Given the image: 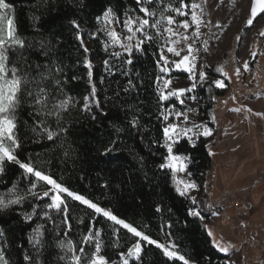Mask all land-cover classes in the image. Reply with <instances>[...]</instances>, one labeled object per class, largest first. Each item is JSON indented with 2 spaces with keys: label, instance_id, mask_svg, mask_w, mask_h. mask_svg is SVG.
Here are the masks:
<instances>
[{
  "label": "trees",
  "instance_id": "obj_1",
  "mask_svg": "<svg viewBox=\"0 0 264 264\" xmlns=\"http://www.w3.org/2000/svg\"><path fill=\"white\" fill-rule=\"evenodd\" d=\"M6 2L12 5L11 17L17 34L25 40L24 48L9 53V66L14 64L22 72L27 71L30 81L35 77L34 82L26 85L34 93L44 88L50 94L46 107L32 103L31 98H21L15 113L20 144L17 157L111 211L158 244L174 243L190 264H229L228 255L216 250L203 227V221L215 210L208 209L205 201L199 208L187 195L181 196L171 170L159 167L167 154L162 132L167 122L161 113L177 105L173 97L164 101L158 98L157 76L162 73L156 61L162 50L161 37L149 32L148 36L154 39H142L145 42L141 50L134 48L129 54L105 48L107 39L100 28L103 13L109 8L115 19L133 17L139 13V7H149L160 17L162 12L165 16L172 13L169 5L182 7L188 0H152L143 5L137 0ZM73 21L84 29L82 39L88 52L77 38ZM115 52L123 54L115 57ZM85 56L93 62L91 76L84 66ZM129 58L132 63H125ZM106 60L108 65L104 63ZM91 85L96 89L95 105L85 110L80 102ZM226 88L204 85L194 90L200 117L212 127L218 121L215 104L229 93ZM65 100L66 110L54 107ZM45 128L56 133L52 140L47 138ZM211 143L198 135L194 146L182 138L174 148L175 153L189 157L187 168L198 189L208 180ZM4 169L0 173V197L14 198L9 195L14 187L15 195L24 197L21 204L0 208V251L8 264H67L60 259L65 256L60 243L71 240L78 249L82 237L90 231L100 232L102 254L110 264L112 261L120 264V254H126L137 242L141 244L140 256L130 259L129 264H183L178 258L165 256L157 244L136 237L66 194L67 221L63 213L55 210L49 211L51 218L41 216L40 208L31 220L25 219L34 204L45 200L35 201L29 191L31 184L37 183L34 176L13 162H5ZM45 188L39 182L36 190ZM194 209L200 216L190 214ZM37 228L41 230L38 245L34 243ZM83 246L86 252L94 250L92 245ZM26 255L29 260H25Z\"/></svg>",
  "mask_w": 264,
  "mask_h": 264
},
{
  "label": "rangeland",
  "instance_id": "obj_2",
  "mask_svg": "<svg viewBox=\"0 0 264 264\" xmlns=\"http://www.w3.org/2000/svg\"><path fill=\"white\" fill-rule=\"evenodd\" d=\"M193 3L199 4L200 7L192 9L191 5ZM250 3L251 0H188V7H182V11L186 13V15H180L172 11V13L167 14L166 17L173 16L175 23L168 25L166 21H162L160 26V32L162 35L159 36L162 39V45H164L161 51L164 52L170 61L179 58L174 57L172 53L167 52V47H176L178 51H181L182 56L187 55L188 44H192L193 48L196 50L194 52L196 56L195 80L190 79L188 73L182 70H177L174 67L170 72L162 73L161 75L164 79L172 80V84L170 85V88L172 89H190L193 83L196 84L194 89L186 92L180 98L173 97L176 100L177 105H172L165 111V114L168 112L173 113L169 116V120L166 122L175 123L185 127H191L193 124L202 126L206 125L212 130V135L201 136L208 139L209 143L212 142L210 145L211 149H215L212 146L217 144L216 138L219 139L220 134L228 121L231 120V123L236 122L238 120V117L236 116L240 115L239 113L245 118H248V115L250 120H252L253 115H255L260 121L264 120V52L262 51L264 48V36L260 35V33L264 31V15L255 20L252 25H248L246 21L249 18ZM140 8L141 7H139V9ZM193 11H195L201 19L199 28L201 35L199 37L194 36L196 25L191 20V14ZM138 16L147 18V16H145L140 10L139 13H136L132 18L135 19ZM127 18L115 19L111 24H106L102 17L100 28L104 31L109 49L124 52L120 44H112L111 38L107 35L108 29L114 28L119 34L120 41L123 44L130 43L135 45L138 40L145 39L144 33L137 32L136 36L131 41L127 40V36L130 35L127 28L124 27V21ZM159 18L160 17L158 16H153L149 17V20L152 19V22H150L153 23ZM184 20H187L190 24V27L187 29L182 26ZM133 27L135 28L136 25ZM166 27H171L177 35L172 36L170 33L164 32L163 29ZM75 28L78 32L77 36L79 34L82 37L84 29L80 26L79 28L75 26ZM145 32L147 35H149V32H154L158 35L156 29L151 27H146ZM172 41H177L178 43L173 44ZM205 41L207 42L206 44ZM84 47H87L85 41L82 48L84 49ZM253 52L257 53L255 57L251 55ZM85 57L83 58L84 60ZM245 62L248 64L247 70L243 67ZM91 63L93 64V62ZM84 66L89 71L85 63ZM218 67H222L223 70L228 73V76L225 77L222 72H217L216 69ZM237 68L240 69L239 75L236 74ZM201 71L206 74L204 81L199 80V73ZM181 72L184 75H171L173 73ZM217 79L224 81L227 87L226 90H228L229 93L223 99L217 100L215 104V107L217 108L214 110L218 121H216V126L212 127L200 117L197 110L198 99L194 95V90L204 85H211L218 88L214 83ZM167 91L168 90L166 89L165 92ZM91 93L92 85L89 93L85 96L89 98L87 101L89 104L88 110L95 105L94 95H90ZM85 97L80 102L82 109H84L83 105L86 102ZM192 97H195V99ZM181 99L184 101L183 104L180 103ZM233 108L239 109V111H232ZM228 109L231 111H227ZM249 109H251V111H249ZM175 112L187 113L189 117L188 121H184L183 116H176ZM257 113H261L262 115H257ZM248 125L249 135L252 136L255 134V129L251 123ZM259 129V135H264V133L261 132V126H259ZM262 129L264 130V127H262ZM193 131L202 132L203 128L201 127L199 130L194 129ZM230 132V130H225L224 134H222V140H227L225 136L229 135ZM189 135L192 136V141L197 137V135H193V133H189ZM184 138L187 139V137ZM214 140L216 143H213ZM222 148L223 145H219L217 149L219 150ZM227 158H229L228 154ZM246 161H251V158H247ZM237 168H239V166L236 163L235 170H237ZM187 173H189L188 168L185 172H177L175 176L173 175L176 187L178 186L177 182L179 180L194 182ZM207 174V183H204L200 189L197 187L190 188L186 194L192 201L193 198H195V203L199 204V208L204 206V201L206 202V199L204 198H209V206L207 207L215 211L212 213V218L210 220L203 221L205 231L208 234L210 230L213 233V237L224 244L231 243L234 245L229 253L225 254L220 252L223 255H228V260L231 264H264V177L260 181L263 190L251 189L250 191H243L242 189H239V182L232 179L228 181L225 180L224 183L226 185H230L237 190L231 191L227 194L228 201L223 200V209L218 212L219 207L216 206H218V200H221V197L216 199L213 193H210L208 195L209 197L207 196V193H205L206 189L209 190L208 188H210L211 185L210 171ZM42 183L45 184L44 182ZM49 187V185H46V188L42 190H36V188L32 189V191L37 194L35 196V201H45L34 204L32 211L27 215H31L33 218L35 215V213H33L34 208L35 212L40 208L41 216H44V211H51L44 207V205L50 203V198H38V196L42 195L44 191H47ZM179 187L182 188L183 185H179ZM232 195L237 196L241 200L242 206L239 210L237 209L239 207L236 208L233 205H230L229 199ZM244 195L248 197H245ZM212 200L217 205L211 204ZM220 207L222 208V206ZM194 210L197 211V209ZM239 213H242V215ZM213 237H210L211 243ZM63 242L65 244L67 243L65 241ZM169 245L170 243H167L165 246ZM66 251L67 249L63 248V254H65ZM134 258L136 257H130L129 260ZM120 264H122V262Z\"/></svg>",
  "mask_w": 264,
  "mask_h": 264
},
{
  "label": "snow or ice",
  "instance_id": "obj_3",
  "mask_svg": "<svg viewBox=\"0 0 264 264\" xmlns=\"http://www.w3.org/2000/svg\"><path fill=\"white\" fill-rule=\"evenodd\" d=\"M152 0H137V3L143 5L145 3H151ZM171 8L172 11L180 14L186 15L182 11V7H188V5H182V7L173 8L171 5L168 6ZM192 9L199 8L200 5L193 3L191 5ZM11 10L12 5L7 3L6 0H0V173L4 172V164L5 162H13L19 166V168L23 169L25 173L30 174L35 177L37 183L31 184V189L29 190L32 195L36 196L37 194L32 191V189L37 188L39 182H44L45 185H49L47 191H44L42 195L38 196L39 199H43L45 197L50 198V203L44 205L46 209L55 210L56 212H60L64 214L65 221H67L68 216V205L64 198V194L67 197L72 198L75 201H79L81 204L87 206L90 209H93L96 214H102L103 217L114 221L117 225H122L124 229H127L130 233L134 234L136 237L142 238L144 241H147L150 244H157V246L163 249L164 255L177 259L183 264H190V261L185 258L184 255H181L177 250V246L172 243L169 246H165L164 244H158L156 240L150 239L147 235L143 232L138 231L137 228L133 227L131 224L126 223L122 219H118L115 215L111 213V211L105 210L104 208L98 206L96 203H93L91 200L87 199L85 196L77 194L69 188L63 186L62 184L58 183L55 179H53L50 175L45 174L41 170L37 169L33 166L31 162H22L16 153V150L19 148V140L16 135L17 123H16V110L19 108L22 100V97L31 98V102L41 106H47L48 96L50 95L44 88H39L38 91L35 93L26 87V85L30 84L31 82L35 81V77L32 78L30 81L28 78V72L23 71L20 68H17L14 64L10 67V52H14L17 48H24L25 47V40L17 34V29L14 25L13 18L11 17ZM141 12L145 14L147 17H153L156 15L154 11H151L149 7H141L139 9ZM264 15V0H252L251 7H250V14L249 18L247 19L246 23L248 25H252L255 19L260 16ZM103 18L106 24H111L115 20V14L113 13L112 9L109 8L103 13ZM99 19V18H98ZM191 20L196 25V32L194 33L195 37H199L201 35L199 28L201 24V19L197 15L195 11L191 14ZM162 21H166L168 25H172L175 23V19L173 16H165L163 12L160 14V18L155 20V22L150 24L149 19L143 17H136L133 19L132 17H128L124 21V27L127 28L128 32L130 33L127 36V40L131 41L137 32L144 33L146 40H152L154 37L148 36L145 32L146 27H151L156 29L158 35H162L160 32V26ZM77 28L79 25L76 24L75 21L72 22ZM136 25L134 28L133 26ZM182 26L187 29L190 27V24L187 20L183 21ZM164 32L170 33L172 36L177 35V33L171 28L166 27L163 29ZM107 35L111 38V42L113 45L120 44L123 48L124 52L131 54L133 49L135 48L136 51L141 50V45L145 42V40H138L135 45L132 44H123L120 41L119 34L116 32L114 28L107 30ZM260 35L264 36V31L260 33ZM77 38L80 40L81 45L83 46V39L78 34ZM173 44L178 43L177 41H172ZM207 42L205 41V44ZM164 45H161L163 49ZM107 48V45H105ZM207 50V49H205ZM84 51L88 52L87 47H84ZM196 50L193 48L192 44H188L187 46V55H181V51H178L176 47H167V52L172 53L174 57H178L179 59L169 60L168 57L164 54L163 51L160 52L159 59L156 61L157 66L160 68L161 73H168L174 67L177 70H182L188 73L189 78L192 80L196 79V56L194 54ZM123 53L115 52L113 55L115 57L122 56ZM253 57L257 55V53H251ZM84 63L87 65L89 69V76H91V68L92 63L91 61L85 57ZM105 65H108V61H104ZM127 64H131L132 60L129 58L125 61ZM244 69L247 70L248 64L247 62L243 65ZM59 71V69H58ZM217 72H222L225 77L228 76V73L223 70L222 67H218L216 69ZM240 69H236V74L239 75ZM206 74L201 71L199 73V80L204 81ZM157 90L159 92V100L164 101L168 100L170 97L180 98L186 92L191 91L196 87V84L193 83L190 89L179 88V89H172L170 85L172 84L171 79H164L162 76H157ZM59 84V81L56 82ZM216 87L224 88L226 84L223 80L217 79L214 81ZM129 86L131 87V81H129ZM168 90L165 92V90ZM95 86L92 87V93L90 95L95 94ZM195 99V97H192ZM88 97H85V104L83 105L85 110L89 109L88 104ZM180 103L183 104L184 101L181 99ZM54 107H58L60 109H67L68 101H62L59 105ZM239 111V109H236ZM251 111V109H249ZM51 115L52 113H48ZM58 114V113H57ZM172 112H168L167 114L161 113L163 120L168 121L169 116L172 115ZM176 116H183L184 121H188L189 117L187 113L175 112ZM257 115H262L261 113H257ZM41 123H43L41 121ZM136 121L133 120V124ZM203 128L202 132L196 131L194 129L199 130ZM45 133L47 134V138L52 140L56 135L55 132L49 131L47 128L44 129ZM163 137H164V147L167 150V154L163 157L164 163L159 165L160 168H167L173 172V175L177 172H185L187 169V162L189 161V157L182 154H177L174 152V148L178 146L180 140L184 137H187L189 141L193 143L192 136L189 133H193V135H203V136H210L212 135V130L208 128L206 125H196L193 124L191 127L181 126L175 123H167L165 127L162 129ZM106 151H111V149H107ZM191 176V173H187ZM177 192L181 196L187 194L190 188H196L197 185L195 182L192 181H185L179 180L177 182ZM179 185H183V187H179ZM10 196H14V198H9L5 200V198L0 197V208H8L11 205H18L21 204L24 197L15 195V187L10 191ZM193 203H195V198H193ZM33 213H35V208L33 209ZM190 214L193 216H200V212L196 210H190ZM43 215L47 218L50 217L49 211H44ZM31 215H25V219H31ZM70 228V225H69ZM34 234L36 239H34L35 244H40L41 241L38 239L41 235L40 228L34 230ZM67 235V233H65ZM208 235L213 237V233L209 230ZM100 232L90 231L87 235L82 237L81 246L77 249L76 244L68 240L65 244L64 242L60 243V247L66 248L67 251L65 256L60 257L61 260H66L67 264H110L109 259L106 255L102 254V244L100 242ZM213 246L222 253H229L230 249L234 247L231 243L224 244L221 241L216 240L214 237L212 239ZM83 245H92L94 250L86 252L85 247ZM141 252V244L137 242L132 248L128 249V252L121 253V262L122 264H129L130 257H136L137 259L140 256ZM25 260H29V256L24 257ZM0 264H8V260L6 259L4 253L0 251ZM111 264H116L115 261H112ZM230 264V262H229Z\"/></svg>",
  "mask_w": 264,
  "mask_h": 264
},
{
  "label": "crops",
  "instance_id": "obj_4",
  "mask_svg": "<svg viewBox=\"0 0 264 264\" xmlns=\"http://www.w3.org/2000/svg\"><path fill=\"white\" fill-rule=\"evenodd\" d=\"M234 110L236 108L232 109V111ZM227 111L231 110L228 109ZM239 114L236 116L238 120L233 122L235 124L231 123V120L228 121L217 140V144L212 146L215 149L209 147L212 164L209 174L211 176V185L208 188L209 190H207V196L213 193L216 199L221 197V200H218V212L223 209V200L228 201L227 194L237 190L230 185H226L224 183L225 180L232 179L239 182V189L243 191H250L251 189L263 190L260 181L264 177V135H259V126H261V132L264 133L262 129L264 127V120H258L255 115L250 120L248 115L249 119L243 117L241 113ZM249 123L255 129V134L252 136L249 135ZM225 130H230L231 132L225 136L227 140H222V134H224ZM219 145H223V148L218 150ZM227 154L229 158H227ZM247 158H251V161L247 162ZM236 163L239 166L237 170H235ZM204 199H206V203L208 204L209 198ZM211 204L214 205L216 203L212 200ZM237 209L239 210L240 207ZM239 214L242 215V213ZM211 218L212 215L208 220Z\"/></svg>",
  "mask_w": 264,
  "mask_h": 264
},
{
  "label": "built area",
  "instance_id": "obj_5",
  "mask_svg": "<svg viewBox=\"0 0 264 264\" xmlns=\"http://www.w3.org/2000/svg\"><path fill=\"white\" fill-rule=\"evenodd\" d=\"M229 202H230V205H233L234 207H241L242 206V203H241V200L240 198H238L237 196L235 195H232L229 199ZM247 205V204H245ZM244 206V205H243Z\"/></svg>",
  "mask_w": 264,
  "mask_h": 264
},
{
  "label": "water",
  "instance_id": "obj_6",
  "mask_svg": "<svg viewBox=\"0 0 264 264\" xmlns=\"http://www.w3.org/2000/svg\"><path fill=\"white\" fill-rule=\"evenodd\" d=\"M252 2V0H251ZM250 7H251V3H250ZM249 14H250V9H249ZM262 15L258 16L255 20H257L259 17H261Z\"/></svg>",
  "mask_w": 264,
  "mask_h": 264
}]
</instances>
